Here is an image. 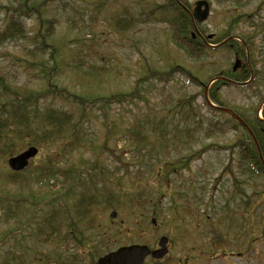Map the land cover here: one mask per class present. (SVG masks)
Listing matches in <instances>:
<instances>
[{
  "label": "trees",
  "instance_id": "16d2710c",
  "mask_svg": "<svg viewBox=\"0 0 264 264\" xmlns=\"http://www.w3.org/2000/svg\"><path fill=\"white\" fill-rule=\"evenodd\" d=\"M178 1L185 4L184 0ZM90 2L93 6L90 13H109L104 17L107 27L120 36L135 31L141 21L151 18L154 22L165 23L177 48L193 60L206 58L214 50L198 37L192 38L191 21L176 0L154 2L148 4L145 10L134 11L128 6H115L116 0ZM212 3L222 5L227 12H231L248 6L250 0H210L211 7ZM75 5H80L78 0H75ZM52 8L72 11L67 22L73 24L71 30L77 26L72 17L82 18L83 15L80 9L74 7L72 0H16L14 4L3 7L0 45L17 40L28 42L21 45L22 56L16 58L28 81H18L17 77L0 72V159H7L28 146L41 150L61 139L63 147L60 153L46 155L43 161L30 169L13 172L0 168V264H83L82 257L77 254L80 250L90 256L94 264L93 251L104 246L110 248L119 233L106 231L95 224L100 205L106 209H123L138 219L135 208L151 209L152 215L159 217L156 213L167 211L175 201L185 199L190 202L186 192L188 186L179 184L177 188L183 191L175 194L176 200L169 196L165 206H162V200L170 193L167 186L170 177L181 170H190L196 152L191 149L186 151L199 138L198 134L205 136L207 131L220 132L227 128L239 131L241 137L230 149L240 150V172L264 178V107L263 119L256 117L264 99L248 116L246 110L239 111L221 101L219 89L227 85L221 80L212 83L208 91L211 102L217 107L209 106L203 92L207 82L218 75L239 81L251 77L249 83L236 85L237 88L250 86L258 79L264 80V54L257 56L253 53L254 50L260 52L254 41L258 37L257 32H235L241 21L253 20L259 6L251 13L230 15L225 31L218 32L214 40L207 41L218 43L232 35L239 37L247 46L251 70L245 64L243 69L229 71L230 74L215 73L207 77L203 85L184 66L174 61L160 68L152 66L143 70L130 90L110 91L108 94L101 92L112 82L122 80L121 60L116 57L112 65L105 55L97 54L95 62L85 61L84 56L97 46L96 31L91 30L87 37H73L70 41L65 37L55 39L59 20ZM26 20L34 21L33 30L28 31ZM199 30L202 34L206 33L202 28ZM220 49L246 60L245 49L237 41L231 40ZM125 69L129 71L131 68ZM181 76L192 85L202 86L201 106L193 105L192 97L181 98L171 106L172 115L168 120L166 116L156 119L149 114L135 119L126 118L122 113L111 115L113 107L124 108L135 104L136 100L141 101L142 84H167ZM62 77L68 79L69 85L59 83ZM56 101L76 107L81 114L76 117L74 112L64 107H56ZM218 107L238 115L253 137L234 117ZM203 108L206 111L202 112ZM86 109L101 111L99 127L103 130V140L96 145L83 136ZM117 138H122L133 149V159L138 160L135 169L124 167L121 175H116L120 169L118 172L107 169L102 158L106 151L113 153L109 142ZM74 151L83 155L91 152L93 158L88 162L84 157L77 162L71 161L68 154ZM63 158L66 159L62 161ZM152 176L160 180L161 185L151 183ZM180 178L184 177L180 175ZM124 180L128 185L123 183ZM14 189L17 190L12 192ZM194 197L200 201L202 194L194 193ZM180 208L182 211L186 209L181 204ZM140 219L137 221L141 224H138L141 227L139 230L142 225H148V215H142ZM13 235L19 237L13 238ZM32 242L54 244L56 251L52 252L53 255L32 252L34 254L28 259ZM215 244V248L221 249L230 243L220 235Z\"/></svg>",
  "mask_w": 264,
  "mask_h": 264
},
{
  "label": "rangeland",
  "instance_id": "374dc122",
  "mask_svg": "<svg viewBox=\"0 0 264 264\" xmlns=\"http://www.w3.org/2000/svg\"><path fill=\"white\" fill-rule=\"evenodd\" d=\"M78 1L80 5H75V0H72V3L74 7L83 12V15L82 18L72 17L77 23L73 30H71L73 24L67 23L72 16V11L52 8L59 20L54 38L65 37L66 40L70 41L73 37L81 38L85 35L87 37V33L91 30L96 31L97 46H93L84 56L85 61L95 62L94 57L97 54L100 56L105 55L112 65L116 62V57L121 60L123 79L107 85L106 90L102 91L101 94H108L110 91H128L131 86H134L135 79L142 75L143 70L152 66L160 68L164 62L168 61L164 47L169 49L170 55L177 58L180 64L198 76L202 83L206 82L207 77L219 71H228L234 63L235 58L225 50L211 51L206 58L193 60L182 49L177 48L173 40H171L169 27L164 23L154 22L151 18L148 21H141L135 31L120 36L107 27L104 17L109 16V13H90L93 9L91 0ZM184 1L193 5L196 0ZM15 2L16 0H0V24H2L3 7ZM154 2L161 3L162 0H116L115 6L119 8L128 6L132 11L145 10L148 8V4H153ZM212 6L209 18L204 23L205 28H203L207 29L208 33L214 34L225 31L230 15L251 13L259 6L253 20L249 18L245 23L241 21L235 32L241 34L257 32L258 37L254 41H256L255 46L259 48L260 52L254 50L253 53L257 56L261 53L264 54L263 0H250L248 6L238 8L237 11L232 10L231 12H227L222 5H217L216 3H212ZM25 25L29 27L28 31H31L35 24L32 20H26ZM23 43L28 44L26 41L17 40L0 45V72L6 73L9 77L19 78L18 81L25 82L28 81L27 77L22 72L20 63L16 60V58L22 56L21 45ZM166 43L167 46H161V44L166 45ZM87 47L85 46L84 48ZM243 64L241 63L240 66ZM126 67L131 69L126 71ZM109 80L112 79L110 78ZM59 83L69 85L66 77H62ZM167 84H142V89H140L143 96L142 100H136L135 104L124 106V108L113 107L111 115L122 113L126 118L135 119V117L142 118L144 115L149 114L156 119L159 116H166V120H168L172 115L171 106L181 98L192 97V104L201 106L202 86L192 85L182 76L176 77ZM204 91H208V88ZM219 96L223 103L231 105L239 111L246 110L247 115L251 116L254 107L261 99H264V80L258 79L256 83L254 82L252 85L243 88L222 87L219 90ZM55 106H62L74 112L77 115L76 117L81 114L76 107L62 102L56 101ZM204 111L206 110L203 108L202 112ZM84 115L87 122L84 126L83 136L85 139L94 141V145H96L103 140V130L99 127V122L102 119L101 111L86 109ZM208 133L210 134L209 137L206 136ZM198 136L199 138L186 151L188 152L191 149L190 151L196 152L194 159L190 163V170H181L170 177L167 184L170 193L166 199L162 200V206H165L169 196L175 198L176 193L183 191L177 188L179 184H185L188 186L186 190L188 199L198 201L194 197V193L202 194L200 203L191 204L193 211L200 213L201 219L197 221L194 219L195 215L193 217L186 215L184 221L177 220L176 227L180 229V232L173 234L168 222V210L163 211L162 214L157 212L156 214L160 215L158 217L152 215V210L148 209V207H146L148 211L135 208V215L138 217V219H135L134 215L124 212L123 209H106L104 205H100L95 224L100 225L101 229H106V231H118L119 233L114 238L110 248H105L104 246V248L93 251V255H95L94 261L103 254L115 250L121 246L120 244H142V242H145L150 247H155L157 239L161 235H166L172 239L169 263L167 264H264V178L247 172H240L239 167L241 165L238 163L240 150L239 148L230 149L241 137L239 131L227 128L220 132L207 131L205 136L201 134H198ZM62 147V139L44 146L43 149H39L38 155L30 162L27 168L30 169L43 161L46 155L60 153ZM109 147L113 153L106 151L102 158H104V164L107 169L117 172L120 169V173L114 172L116 175H121L124 167H129L132 170V167L135 169L138 166V160L133 159L135 155L133 149L125 144L122 138L110 141ZM68 156L71 161L76 162L80 157H84L86 162L89 161L88 159L93 158L91 152L83 155L80 151H74ZM176 157L178 156L176 155ZM65 159L63 158L62 161ZM5 163L6 159L1 158L0 168L7 171L9 169ZM180 175L184 178H180ZM150 178L151 183H155L157 186L161 185L160 180L153 179V176ZM123 183L128 185L127 180H124ZM199 186L203 187V189ZM34 188L37 190V187ZM16 190L14 189L12 192ZM183 202L184 199H181L180 202L175 201V206L177 207ZM111 211L116 212L115 217L111 218L109 216ZM146 214L148 215V225H142L143 228L139 230L141 224L138 223V226L137 221H140L141 216ZM152 217L157 219L156 226L150 224V218ZM195 217L197 218L198 216ZM198 222L201 226L199 230H196ZM203 228L204 230H202ZM213 228L230 243L228 249L233 254L224 256V254L229 253V250L215 253L207 250L209 249L207 237L212 236L209 233ZM209 229H211L210 232ZM15 237L19 236L13 235V238ZM203 237H206L205 240ZM60 247L63 246L61 245ZM192 247H194V251H191ZM29 250L31 252L28 254V259H31L34 254L32 252L40 251L46 255H53L54 253L52 252L56 251V248L54 244L32 242ZM77 254L82 257L83 264H91L90 256L84 254L82 250L77 251ZM61 255L63 254L61 253ZM145 264L151 263L147 261Z\"/></svg>",
  "mask_w": 264,
  "mask_h": 264
},
{
  "label": "water",
  "instance_id": "95a60500",
  "mask_svg": "<svg viewBox=\"0 0 264 264\" xmlns=\"http://www.w3.org/2000/svg\"><path fill=\"white\" fill-rule=\"evenodd\" d=\"M193 18L200 24L203 22L209 14V5L205 0H199L195 3L193 8ZM225 110V109H224ZM227 111V110H226ZM244 127L243 121L232 114ZM37 154V149L29 147L27 150L19 153L16 156H12L7 160L8 167L13 171L22 170L27 164L29 159L33 158ZM111 217L115 216V212L110 214ZM155 224V220H151ZM167 238L162 236L158 240L159 248L156 250H150L145 245L132 244L129 246L119 247L117 250L110 252L98 258L96 264H142L147 255H151L153 258H162L166 252Z\"/></svg>",
  "mask_w": 264,
  "mask_h": 264
},
{
  "label": "flooded vegetation",
  "instance_id": "af4514ba",
  "mask_svg": "<svg viewBox=\"0 0 264 264\" xmlns=\"http://www.w3.org/2000/svg\"><path fill=\"white\" fill-rule=\"evenodd\" d=\"M174 216H175V212H171L170 214H169V217H170V219L171 220H173L174 221ZM200 227V224H198V228ZM172 231H173V234H174V229H172ZM171 236V235H170ZM172 237V236H171ZM171 239V238H170ZM171 244H172V239H171V242H169V246H168V251H169V253H171ZM191 251H194V247H192V249H191ZM169 255V254H168ZM170 256V255H169ZM191 263V262H190Z\"/></svg>",
  "mask_w": 264,
  "mask_h": 264
}]
</instances>
